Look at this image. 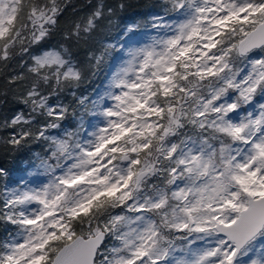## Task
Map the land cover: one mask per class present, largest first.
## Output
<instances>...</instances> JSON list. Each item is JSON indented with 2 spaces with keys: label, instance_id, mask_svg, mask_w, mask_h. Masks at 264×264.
Instances as JSON below:
<instances>
[{
  "label": "snow or ice",
  "instance_id": "6c2138e0",
  "mask_svg": "<svg viewBox=\"0 0 264 264\" xmlns=\"http://www.w3.org/2000/svg\"><path fill=\"white\" fill-rule=\"evenodd\" d=\"M127 7L0 0V264H264V0Z\"/></svg>",
  "mask_w": 264,
  "mask_h": 264
},
{
  "label": "trees",
  "instance_id": "16d2710c",
  "mask_svg": "<svg viewBox=\"0 0 264 264\" xmlns=\"http://www.w3.org/2000/svg\"><path fill=\"white\" fill-rule=\"evenodd\" d=\"M88 0H73L78 6L86 4ZM110 3L119 4L125 3L128 7L119 14V20L123 23L133 22L136 20L146 21L152 14L160 13L162 10L159 7L162 0H109ZM71 9L69 10L68 16L71 17ZM115 29H113V34H115ZM136 39H142V37L137 36ZM119 63L118 60H109L102 66L96 73L95 76H91L88 73L89 79L86 80L78 89H76L77 98L80 95H88L93 92V90H100L103 88L104 83L107 80V75L110 74L112 70L115 69L116 64ZM65 103L75 104V98L70 94L65 93L64 98ZM20 105L15 103L8 104L5 108V112L19 111ZM41 148L39 144H31L19 151L7 148L3 144H0V166L8 170V177L6 180L0 179V186L7 183L9 187H14L15 183L20 179L31 180L32 177L28 176V172L33 170L35 165L33 161V153L40 152ZM40 179H43L42 177ZM3 232L0 230V235Z\"/></svg>",
  "mask_w": 264,
  "mask_h": 264
}]
</instances>
